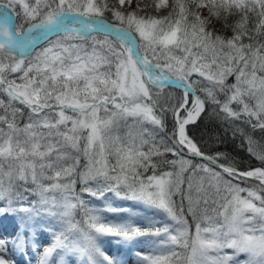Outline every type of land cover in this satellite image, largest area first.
<instances>
[{"label": "snow or ice", "instance_id": "1", "mask_svg": "<svg viewBox=\"0 0 264 264\" xmlns=\"http://www.w3.org/2000/svg\"><path fill=\"white\" fill-rule=\"evenodd\" d=\"M5 219L0 264H264V0H0Z\"/></svg>", "mask_w": 264, "mask_h": 264}, {"label": "trees", "instance_id": "2", "mask_svg": "<svg viewBox=\"0 0 264 264\" xmlns=\"http://www.w3.org/2000/svg\"><path fill=\"white\" fill-rule=\"evenodd\" d=\"M211 128L212 126L208 125L207 122H205L204 124L201 125L199 130H194L193 134L198 138L201 136H204V138L207 139L206 133L211 131ZM204 147L207 150L212 151L217 146L216 145H204ZM219 149L235 157L240 162V165L244 168L249 167L250 164L253 166H259V161H255L254 159L250 158L248 156V153L239 146L238 140H233L230 137L226 138L225 142L219 145ZM138 208H142V206H138Z\"/></svg>", "mask_w": 264, "mask_h": 264}, {"label": "rangeland", "instance_id": "3", "mask_svg": "<svg viewBox=\"0 0 264 264\" xmlns=\"http://www.w3.org/2000/svg\"><path fill=\"white\" fill-rule=\"evenodd\" d=\"M138 214H143L142 212H139V208ZM106 247L109 250L110 254L117 256L121 261L124 262V264H135V250L129 251L127 247L116 246L114 243L106 245ZM139 247L143 248L142 245Z\"/></svg>", "mask_w": 264, "mask_h": 264}, {"label": "bare ground", "instance_id": "4", "mask_svg": "<svg viewBox=\"0 0 264 264\" xmlns=\"http://www.w3.org/2000/svg\"><path fill=\"white\" fill-rule=\"evenodd\" d=\"M14 231V223H11L8 219L0 221V238L10 236ZM19 259V257H17Z\"/></svg>", "mask_w": 264, "mask_h": 264}]
</instances>
